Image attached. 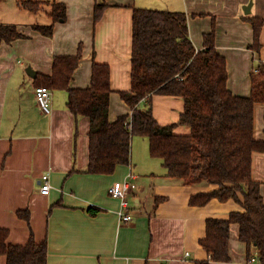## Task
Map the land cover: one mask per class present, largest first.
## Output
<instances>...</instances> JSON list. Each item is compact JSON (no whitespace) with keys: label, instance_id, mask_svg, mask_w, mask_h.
Wrapping results in <instances>:
<instances>
[{"label":"crops","instance_id":"crops-1","mask_svg":"<svg viewBox=\"0 0 264 264\" xmlns=\"http://www.w3.org/2000/svg\"><path fill=\"white\" fill-rule=\"evenodd\" d=\"M8 1H0V23L15 25L26 38L0 45V228L9 231L7 243L23 246L30 237L38 243L46 241V264H193L207 260L199 244L205 236L206 219H227L231 212L242 211L241 205L213 199L201 207L191 206L192 195L216 186L185 185L167 177L161 161L150 157L148 141H137L130 165H118L112 175L85 173L89 119L75 121L65 91H53L51 114H41L34 79L26 69L49 75L53 57L74 55L82 44V60L70 87L89 86L92 57L96 63L107 64L108 119L114 122L130 114L119 92L130 90L133 7L159 8L186 14L189 37L197 51L203 48V35L211 31L214 19L215 49L226 60L227 88L234 96L248 97L250 72L257 59L264 62V0H106L108 5L96 25L93 7L103 0H54L65 5L66 20L54 25L50 38L31 28L49 24V13L32 14L19 8L17 0ZM249 3L246 15L243 10ZM252 16L263 20L258 54L249 49L253 32L245 19ZM183 106L178 97L151 98L152 114L162 126L176 123ZM254 125L255 137L264 139L262 105L255 106ZM174 133L185 135L189 129L177 126ZM46 173L51 190L43 195L39 184ZM252 176L260 184L264 203V153L253 155ZM126 181L136 188L127 196L132 220L122 222L120 201L108 190ZM156 198L162 199L156 202ZM91 206L101 211L92 216L87 212ZM21 211L28 218H21ZM238 230L237 224L231 225L230 262L226 264H260L257 259L248 263ZM0 264H6L5 257H0Z\"/></svg>","mask_w":264,"mask_h":264},{"label":"trees","instance_id":"trees-1","mask_svg":"<svg viewBox=\"0 0 264 264\" xmlns=\"http://www.w3.org/2000/svg\"><path fill=\"white\" fill-rule=\"evenodd\" d=\"M16 2L32 14L44 10V6L50 8L49 24L31 26L42 36L52 37L54 25L66 20L63 3ZM107 5L106 0L95 3L94 25ZM245 20L253 32L249 49L258 54L263 20L255 16ZM23 38L15 25L0 23V45ZM81 60L82 44H78L74 55L53 57L51 73H37L34 83L52 92L65 91L66 105L75 121L89 119L85 173L112 175L118 165H130L132 139L146 138L150 157L162 160L167 177L180 179L185 185L216 186L192 195L191 206L201 207L216 199L222 203L234 200L243 208L231 212L227 219H206L205 236L199 244L208 259L193 264L230 262L232 224L239 227L238 239L246 245L247 259L255 255L264 264V203L260 184L252 176L253 155L264 153V139L255 137L254 125L255 106H264V62L257 59L250 72V95L234 96L226 85V60L215 49L214 19L211 31L203 35V48L197 51L189 37L185 13L133 7L130 90L119 92L130 114L110 122V68L92 57L89 86L73 89L70 84ZM154 95L182 100L183 111L176 123L162 126L157 122L151 109ZM177 126L187 127L189 133H174ZM100 211L91 206L87 212L94 216ZM18 215L28 218L25 211ZM8 234L7 229L0 228V257H5L6 264H46V241L38 243L30 237L23 246L10 245Z\"/></svg>","mask_w":264,"mask_h":264},{"label":"built area","instance_id":"built-area-1","mask_svg":"<svg viewBox=\"0 0 264 264\" xmlns=\"http://www.w3.org/2000/svg\"><path fill=\"white\" fill-rule=\"evenodd\" d=\"M34 97L36 100L37 107L41 114L50 115L51 114V103H52V91L46 87H35ZM135 185L126 181L119 186H112L109 188L108 193L112 198L120 201V210L118 212L120 221L129 222L132 220L131 211L129 204L127 202V196L131 190H134ZM51 190V185L49 181V175L43 174L41 176L39 184V192L43 195H48ZM256 262V257H252L248 263Z\"/></svg>","mask_w":264,"mask_h":264},{"label":"rangeland","instance_id":"rangeland-1","mask_svg":"<svg viewBox=\"0 0 264 264\" xmlns=\"http://www.w3.org/2000/svg\"><path fill=\"white\" fill-rule=\"evenodd\" d=\"M11 1H12V0H9V1H8V4H10ZM39 1H47V0H39ZM12 4H13V1H12ZM43 9H44V10H42L41 12L49 13V11H50V8H49L48 6H44ZM151 9H154V8H151ZM155 9H156V8H155ZM156 10H160V9L158 8V9H156ZM41 14H42V13H41ZM40 18L44 20V19H45V15H44V14L40 15ZM46 19H47V17H46ZM139 140H143V141L147 142V139L144 138V137H134V138L132 139L131 151H132V150L135 151V149H136L135 144H136V142L139 141ZM139 142H142V141H139ZM132 145H133V147H132ZM134 154H135V152H134ZM154 159H155L156 161H161V163H162V160H161V159H158V158H154Z\"/></svg>","mask_w":264,"mask_h":264},{"label":"water","instance_id":"water-1","mask_svg":"<svg viewBox=\"0 0 264 264\" xmlns=\"http://www.w3.org/2000/svg\"><path fill=\"white\" fill-rule=\"evenodd\" d=\"M250 6H251V3H249L245 8H244V14H249L250 13ZM26 73L28 76H30L31 78H35L36 77V73L30 68V67H27L26 69Z\"/></svg>","mask_w":264,"mask_h":264}]
</instances>
